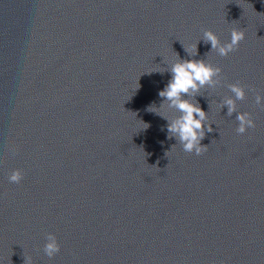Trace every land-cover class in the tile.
Listing matches in <instances>:
<instances>
[{
	"label": "water",
	"instance_id": "water-1",
	"mask_svg": "<svg viewBox=\"0 0 264 264\" xmlns=\"http://www.w3.org/2000/svg\"><path fill=\"white\" fill-rule=\"evenodd\" d=\"M233 28L227 57L202 39ZM178 59L223 70L191 97L213 128L201 156L160 107ZM237 82L264 95V0H0V264H264V109L246 89L229 117ZM239 112L255 129L237 134Z\"/></svg>",
	"mask_w": 264,
	"mask_h": 264
},
{
	"label": "clouds",
	"instance_id": "clouds-1",
	"mask_svg": "<svg viewBox=\"0 0 264 264\" xmlns=\"http://www.w3.org/2000/svg\"><path fill=\"white\" fill-rule=\"evenodd\" d=\"M245 37L246 33L244 30L233 28L231 30V39L228 43H222L218 35L212 30H204L202 39L205 43L211 44L212 52L215 51L219 56L227 57L238 49ZM186 51L193 54L187 48ZM222 71L221 67L214 66L208 60L180 61L178 59L170 67L171 80L159 92V96L164 98L160 107L167 104L168 107L174 108L180 113L175 119L168 120V138L172 139L175 137L182 146V150L186 153H194L196 156H201L208 151L209 145H202L201 141L205 138L206 133L213 131L212 123L208 122V113L199 106L198 102H193L191 97L200 93L202 88L221 86L223 83ZM227 87L232 95L225 96L220 107L227 106V115L229 117L233 113H237V101L246 99V89L255 93L256 105L264 109V95L257 92L255 88L242 85L239 82L228 84ZM185 96L189 98L185 99ZM153 106H150L148 111L156 112L153 110ZM236 121L238 122L236 132L240 135L256 127L255 120L249 112H239L236 116ZM23 178V171L15 169L8 176V181L9 183L19 184ZM45 240L46 243L43 246L44 254L49 258L55 257L61 251L57 236L54 233H47ZM25 264H31L29 257H26Z\"/></svg>",
	"mask_w": 264,
	"mask_h": 264
}]
</instances>
